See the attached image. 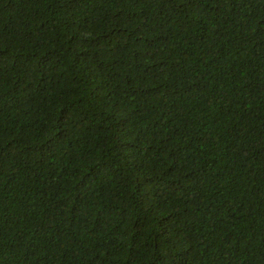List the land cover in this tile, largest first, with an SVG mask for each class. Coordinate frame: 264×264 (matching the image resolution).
<instances>
[{
    "label": "trees",
    "instance_id": "1",
    "mask_svg": "<svg viewBox=\"0 0 264 264\" xmlns=\"http://www.w3.org/2000/svg\"><path fill=\"white\" fill-rule=\"evenodd\" d=\"M0 264H264V0H0Z\"/></svg>",
    "mask_w": 264,
    "mask_h": 264
}]
</instances>
